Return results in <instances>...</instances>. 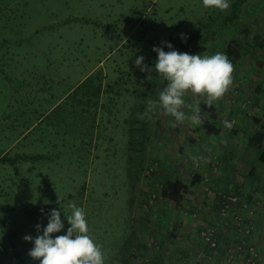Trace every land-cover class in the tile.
I'll return each instance as SVG.
<instances>
[{"label":"rangeland","instance_id":"374dc122","mask_svg":"<svg viewBox=\"0 0 264 264\" xmlns=\"http://www.w3.org/2000/svg\"><path fill=\"white\" fill-rule=\"evenodd\" d=\"M247 27L253 32L251 37L258 34L259 40L250 41L249 38L242 37V29ZM187 36L191 37L194 43L186 53L193 55H214L223 52L233 40H245L240 45L248 54H243L239 63L240 67L244 65L247 68L241 76L244 77L245 83H233L222 98L212 102L217 105L219 114L228 117L227 122L232 125L229 130L237 124L238 116L245 118L246 115L250 118L257 114L263 120L264 0H231L230 9L227 11L205 8L202 0H0V51L23 50L22 54L26 55L24 66L36 63L58 66L59 76L67 74L68 67L71 66L75 67L77 77H84L104 60L103 67L82 86L83 93L92 91L91 87L103 78L105 71L109 74V83L118 81L114 86L116 88L111 89L112 97L106 101L108 114H105L107 120L111 121L109 131H114V145L109 147L106 153L108 157L105 158L104 152L98 153L104 154L101 157L105 160L98 161V168L92 169L95 170L93 174L87 176L77 166L78 163L76 168L69 166L68 156H73L70 153L58 155L53 152L50 153L49 160L23 162L20 165L22 176L18 178L7 175L12 170L11 166L5 163L0 165V264H40L38 260L30 257L29 252L34 244L25 241L24 237H36V225L46 226L52 209L61 211V219L65 224L64 231L53 234V238L65 235L70 225L64 212L70 214L69 205L73 203L83 208L86 213L89 234L101 246L105 264H109V260L117 253L118 243L122 242L130 212L129 187L134 183L137 162L129 154L141 156L140 150L143 148L146 151L150 148V151L146 152L144 167L137 170V175L144 177L146 189H160L162 185L173 182L177 177L191 182L196 173L201 175L203 181L191 190L195 193L196 201L184 209V218L185 224L197 227L198 231L203 228L200 232L203 247L206 244L202 234L211 230L215 232L220 247L217 250L224 254L226 264H247L245 258L239 257L238 253L228 259V251L241 245H244V250L255 246L261 258L260 248L254 243V235L257 231L255 218L262 206L261 186L264 185L259 184L256 177L244 175L249 169L238 167L237 173L233 169H230V172L229 169L222 171L223 162L219 153L225 151L228 158L231 156L224 146L215 149L208 146L204 149L207 151L205 152L188 142L196 135L205 140L215 139L204 133L203 119L211 120L210 115L206 112H203V115L200 113L199 124L191 122V108L186 109L188 118L182 123H176L174 118L165 115L163 110L152 113L150 119L144 115L147 102L158 100L159 92L166 86V82L154 72H142L135 64L136 58L145 57L144 64L151 68L157 59V54L153 52L154 47H164L167 52L169 49L165 47L166 43L173 45V40L184 42ZM203 46L206 48L204 53L195 52L199 47L201 51ZM173 47L175 48V45ZM177 51L182 53V48L179 47ZM2 58L0 56V59ZM6 58L9 59L8 56ZM9 65V70L3 62L0 65V86L5 82L2 76L11 74L12 63L9 62ZM148 76H152V79L149 80ZM235 80L237 81V78ZM235 84L239 87H233ZM186 101L188 105L199 106V103L207 101V98L189 94ZM255 101H261V104H256ZM5 104L2 100L1 109ZM101 127L103 128V125ZM254 127H248L247 131ZM153 130H157L156 139L161 145L157 141L154 143V138L149 140ZM138 133L141 134L140 141L145 138L144 143L139 146ZM225 137L226 142L233 141L232 138ZM128 138L135 144L132 149L138 151H125ZM236 138L242 140L240 136ZM169 141L174 148L171 151L168 146L164 149ZM5 142L0 133V149L5 146ZM158 146L162 147V150L156 149L154 152ZM181 147L184 149L183 153H179ZM244 151L241 153L244 156L247 154L248 160H256L257 153L248 154L250 152L247 149ZM208 152H211V164L206 159ZM79 154L77 152L78 156ZM164 157L167 158L165 161ZM130 159L132 161H129ZM81 164L83 168L88 165L86 153H82ZM206 169L207 172L204 171ZM257 169L259 168H254L255 174ZM258 174L264 176V170ZM219 175L222 183H217L214 191L211 189L212 183ZM223 176L227 178L224 179ZM219 189L220 201L214 198ZM207 193H211L208 198L212 197V200H216L214 202L219 201V206L223 195H238L241 201L240 215L243 219L241 225L232 217H222L219 210V215H214L215 226H211L207 218L210 215L209 207L202 208L201 201ZM248 196L252 199L254 197V201L247 200ZM143 201V210L146 213L151 206L161 210V213L170 209V215H161V223L165 228L174 225L172 210L175 209L173 205L167 206L168 201L148 191ZM243 205L246 207L242 208ZM149 220L146 216V223ZM222 224L230 225V229L234 231L227 233L229 242L226 243L219 238L217 227ZM148 228V246L156 253H160L158 246L162 247L161 251H165L162 238L155 232L157 230L151 226ZM39 234L42 235V231ZM148 255L151 257L153 253ZM210 260L212 259H208V264L211 263ZM151 262L150 258L137 253L134 264ZM173 262L176 263V260ZM260 264H263L262 261Z\"/></svg>","mask_w":264,"mask_h":264},{"label":"crops","instance_id":"0c3cea01","mask_svg":"<svg viewBox=\"0 0 264 264\" xmlns=\"http://www.w3.org/2000/svg\"><path fill=\"white\" fill-rule=\"evenodd\" d=\"M2 50L4 51H0V56L3 57L0 59V65H2L3 62L5 67H8L9 70V62L12 63L10 76H2L5 82L0 86V103L2 100L6 103L5 107L3 106L2 109L0 107V133L6 141L5 146L0 149V165L5 163L7 166L12 167L11 172L7 173V175L12 178L21 177V163L49 160V155L53 152L58 153V155L62 153L73 154L71 157L68 156L69 166H74L76 168V163H78L77 166L80 167L87 176L93 174L95 170L92 169L98 168V161L105 160L101 157L104 156V154L99 155L98 153L104 152L106 158L109 147L114 145V131H109V128H111V121L107 120L105 114H108L106 101L112 97L113 92H111V89L116 88L114 86L118 81L115 80L116 82L113 81L109 83L107 80L109 74L107 75V71H105L103 78L98 80L93 87H91L92 91L83 93L82 86L89 82L90 77L96 74L99 68L103 67L104 60H101L99 64L91 69L84 77L81 75L77 77L75 74V67L71 66L68 67L69 72L67 74L59 76L58 66L39 65V63L24 66L26 55L22 54L23 50ZM7 56L9 59L6 58ZM240 61L241 59L234 65L233 75L235 78L233 79V83L238 82L244 84V77L241 76H243L247 68H245L244 65L240 67ZM0 74L2 73L0 72ZM236 78L237 81L235 80ZM236 86L239 87V85L236 84L233 87ZM117 95L119 96L120 92H118ZM255 102L256 104L257 102L261 104V101ZM212 104L218 110L217 105L213 102ZM227 120H229L228 117L219 114L218 110L215 123L217 127L221 129L220 134L217 136L210 135L205 131L204 133L206 136H212L215 139L205 140L200 135H196L190 138L188 142L191 146L203 150L208 146L213 149L224 146L225 150H229L231 156L228 158L225 151L222 154L221 152L219 153L223 162L221 165L222 171L226 172L229 169L228 172H230V169H233L237 173V171H239L237 169L238 167L246 168L250 171L244 173V175L256 177L258 183L264 185V176L258 174L259 171L264 170V165L259 162L258 154H256L258 150L249 140L250 137L264 132V119H260L257 114H253L250 118L246 115L245 118L238 116L237 124L232 127L231 130H229L227 126ZM252 121L255 124L252 123ZM102 125L103 128L101 127ZM254 125L257 127H254ZM252 126L254 129L247 131V128H253ZM258 127H260V129ZM130 130L134 129L130 128ZM15 133H17L16 136ZM156 133L157 130H153L149 135V140L151 141L154 138V143L157 141L161 145L162 143L156 139ZM140 135L141 134L138 133V146L143 144L145 139L140 141ZM225 136L232 138L233 141L226 142ZM239 136L240 138L242 137V140L236 138ZM133 146H135V144L128 138L125 151L128 153H131V151H138L133 150ZM151 146L152 145H150V147ZM166 146H168L170 151L174 149L173 146H171V141L165 144V150ZM245 148L249 150L250 153L248 154H253V152H255L256 160L254 162L246 158L248 156L247 154L244 156L241 153L246 150ZM156 149L162 150V147H155L153 151L155 152ZM140 151L142 152L141 156L129 154L136 159L137 164L135 166H137V170L144 167L146 152H149L150 148L147 151L144 148ZM77 152L80 153L79 156ZM175 152H177V150ZM183 152L184 149L182 147L179 148V153ZM82 153H86L87 156L88 165L86 168H83L81 164ZM244 153L247 152L244 151ZM168 155H170V153ZM56 159L58 160L59 158L57 157ZM166 159L167 158L164 157V161ZM129 161H132V159ZM255 167L259 168L257 169V174L254 173ZM209 169L210 167L208 170ZM137 170L135 178H133V186L129 187L131 192L129 195L130 212L125 224V232L123 238H121L122 242L120 244L118 243L117 253L113 259L111 258L109 260V264L118 262L134 264L137 253L150 258L152 264H177V262H182V264L183 262L187 264H208V259H212L209 264H226L224 254L221 251H216L214 255L213 252H208L206 246H202L200 236V232L203 229L202 227L198 231L197 227L185 224L184 209H186L190 203L196 201L194 199L195 193L191 191L195 187L185 196L181 208H177L168 202L167 206L173 205L172 207L175 209L172 210L174 213V225L165 228L161 223V215H170V212H168L170 209L164 208V210H168L164 213H161V210L153 206L147 209V213L143 210V199L147 191L152 194L156 187H148L146 189L145 182H143L145 179L144 177L142 178L141 175H137ZM208 170L206 169L204 171L207 172ZM239 174L240 176H244L243 173ZM216 178L218 180H216ZM223 178L225 179L227 177L223 176ZM220 180L221 175L214 178L211 187L212 190L216 191L215 189L217 186L215 185L217 183L221 184L222 180ZM87 181V183H89L90 180L87 178ZM261 187L263 188V199L261 200L262 206L255 218L257 231L254 235V243L260 248L261 261L264 264V186ZM219 193L220 189L215 193L214 198H218L220 201ZM210 194L211 193H207L206 197L201 200L202 208L205 206L209 207L210 215L207 216V218L211 226H215L214 223L216 219H214V215H219V201L214 202L216 201L215 199L212 200V197L208 198ZM247 200L250 202L254 201V197L252 199L248 196ZM146 216L150 219L147 223ZM149 226L157 230L155 232L157 234L159 233L158 236L160 235V238H162L168 253L166 250L162 251L164 253H156L148 246L146 238L148 237ZM217 228L219 230L220 240L224 243L229 242L226 235L229 232H234L230 229L231 226L222 224ZM150 252L153 253L151 257L149 255L147 256ZM174 259L176 263L173 262Z\"/></svg>","mask_w":264,"mask_h":264},{"label":"clouds","instance_id":"9594fccd","mask_svg":"<svg viewBox=\"0 0 264 264\" xmlns=\"http://www.w3.org/2000/svg\"><path fill=\"white\" fill-rule=\"evenodd\" d=\"M205 8L227 11L231 0H202ZM183 39V37H182ZM164 47H154L157 54L154 65L150 68L144 64L145 57L138 56L135 64L142 72H154L166 82L158 100H149L144 113L149 119L151 114L163 110L165 115L174 118L176 123H182L187 117L186 109L191 108V122L200 123V108L198 105H188L186 97L189 94L206 97L212 101L222 98L233 84L234 65L223 52L214 55L181 53L171 43ZM151 80L152 76H148ZM231 127V124L227 125ZM71 213L65 214L70 227L65 235L53 234L64 231L65 224L61 219V211L52 209L48 215L46 226L36 225V237L25 236L27 242L34 244L29 255L40 264H105L104 252L101 246L89 234L86 213L83 208L74 203L69 205ZM42 231V235L39 233Z\"/></svg>","mask_w":264,"mask_h":264},{"label":"trees","instance_id":"16d2710c","mask_svg":"<svg viewBox=\"0 0 264 264\" xmlns=\"http://www.w3.org/2000/svg\"><path fill=\"white\" fill-rule=\"evenodd\" d=\"M235 6L236 5H234V7ZM251 34H253V32H251V29H249V27L242 29V33H241L242 37L249 38L250 41L259 40L258 34L254 35L253 37H251L252 36ZM242 41H245V40L242 39L241 41L239 40L231 41L227 45L225 50L223 51V53H225L229 57L233 65H235L243 57V54H248L246 49L240 45ZM172 42H173V45H175L176 50H178L179 47L182 48V53L189 51V47L191 46L192 43H194L193 39L188 36L186 37V40L184 42H178V41L176 42L175 40H173ZM205 51H206V48L203 46L201 48V51L199 47L196 49L195 52L204 53ZM199 107H200L201 115H203L202 114L203 112H206V114H209L211 117V120L207 118L203 119L205 131L210 135H216V136L219 135L221 132V129L217 127V124L215 123V121L217 120V111H218L217 108L212 103L209 106V103L207 101H201L199 103ZM249 140L251 144H253L255 147L258 148V152H257L258 160L262 165H264V132L258 133L254 135L253 137H250ZM193 143H196V142H193ZM208 153L209 154H206V159L209 160V164H211L212 162L210 161L212 160L211 155H210L211 152H208ZM202 181H203L202 177L198 173H196L193 176L191 182H188L184 180L183 178L177 177L176 180H174L173 182H169V183L162 185L161 186L162 188L160 189L156 188L153 193L156 196L157 195L161 196L163 199H165V201L170 202L175 207L181 208L182 203L185 199V196L189 193V191L193 187L200 184ZM220 206H221V202H220ZM220 206H219V210L221 209ZM205 246L208 249V252L210 253L213 252L214 255H215V252L218 251V250L213 249L210 245H205ZM161 248L159 249L160 252H162ZM148 264H152V262Z\"/></svg>","mask_w":264,"mask_h":264},{"label":"built area","instance_id":"2783aa9c","mask_svg":"<svg viewBox=\"0 0 264 264\" xmlns=\"http://www.w3.org/2000/svg\"><path fill=\"white\" fill-rule=\"evenodd\" d=\"M240 202H241L240 198L236 194L223 195L221 197V206H220L221 216L224 218L232 217L238 225H241L243 219H242V215H240V208H239L241 207ZM245 207L246 205L242 206V208ZM202 237L206 245H210L215 250H217L218 248L220 249L214 231L207 230L202 234ZM244 248H245L244 245H241L235 250L230 249L228 251V259H232L233 254L238 253L239 257L245 258L244 260L246 261L247 264H260L261 258L258 249L255 246L248 247L246 250H244ZM159 249L160 246H158L157 250Z\"/></svg>","mask_w":264,"mask_h":264}]
</instances>
